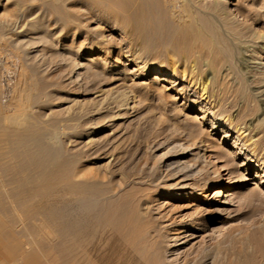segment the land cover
<instances>
[{
	"label": "bare ground",
	"instance_id": "bare-ground-1",
	"mask_svg": "<svg viewBox=\"0 0 264 264\" xmlns=\"http://www.w3.org/2000/svg\"><path fill=\"white\" fill-rule=\"evenodd\" d=\"M193 1L81 0L83 13L72 11L74 15L64 9L65 5L62 10L59 7L62 13L55 17L53 27L44 21L50 13H43L32 24L17 20L13 23L15 50L6 56L15 61L14 69L0 53V254L20 260L21 264H264V195L258 183L255 190L236 198L256 207L251 205L250 217L244 224L216 229L221 236L218 243L200 241L204 245L188 253L180 252L182 245L196 239L200 232L191 227L193 219L156 214L148 193L155 190L142 188L145 183L150 188L156 186L157 192L174 199L201 192L204 187L199 189L198 183L188 182L196 175L195 165L181 159L189 155L194 160L204 157L195 139L197 133L206 130L208 136L221 132L223 139H229L233 148L228 156L231 163L243 156L236 170H219L215 180H208L209 187H217L225 179L227 186L232 185L236 176L243 179L240 168L252 164L253 157L264 165V118L256 122L248 119L254 109L251 106L264 101V85L260 91H252L248 81L236 76L231 65L224 74V63L231 57L228 43L218 39L215 21L209 13L197 9ZM53 2L49 8L57 12ZM212 7L222 6L214 3ZM87 13L88 20L104 27V33L86 25L89 21L82 16ZM73 20V35L84 33L83 41L78 45L57 44L54 53L56 64L64 66L71 82L80 78L95 82L107 73L121 75L123 70H117L102 55L117 53L121 57L119 64H135L141 77L154 72L153 81L166 77L172 86L180 85L177 91L186 94L188 109L199 111L195 122L183 129L185 139L193 141L191 149L183 143L173 149L171 157L181 159L169 162L164 155L158 165L148 166V172L125 173L121 170L127 159L122 143L112 145L108 141L111 146L105 145L97 150V156L86 155L82 160V152L96 148L95 134L107 129V120L113 121L117 115L109 114L113 103L102 105L110 98L112 88L98 91L88 110L75 100H69L65 107L54 103L61 99L58 83L45 77L49 64L44 60V49L38 47L66 39ZM233 26L236 33L240 26ZM118 31L121 35L116 39ZM159 46L168 47L170 52L165 55ZM168 60L172 70L166 68ZM180 66L181 76L177 73ZM128 92H120L115 98L112 95V102L129 110ZM16 109H20L19 115ZM63 112L73 116L68 122L76 119L82 124L59 125ZM91 163L96 166L91 167ZM232 196L233 193L217 195L216 205L226 207L212 210L225 211L227 221L232 215L228 206L237 202Z\"/></svg>",
	"mask_w": 264,
	"mask_h": 264
},
{
	"label": "rangeland",
	"instance_id": "rangeland-1",
	"mask_svg": "<svg viewBox=\"0 0 264 264\" xmlns=\"http://www.w3.org/2000/svg\"><path fill=\"white\" fill-rule=\"evenodd\" d=\"M50 1L52 2L53 0H0V53L2 58L6 57L8 60L7 65L9 68H15V61L12 60L11 57H7L6 54L15 50L12 42L15 39V33L12 31V25L14 22H16V20L22 21L21 23H26L28 25L37 21L43 13H50L48 17L50 15L51 16L47 19V21L46 19L44 21L47 22L48 26L53 27L55 17H58L59 14L61 15V8L64 5L68 8L64 9H66V11L70 10L74 15H76L75 12L77 11H80V13L85 11V7L83 6L84 3H81V0H55V3L53 2L54 4H57L55 7H58V10L59 7L61 9L59 11L57 10V12L52 11L51 8H49V5H51L49 4ZM188 1L189 0H180L182 4L183 2L184 4H187ZM214 3H221L222 7L213 8L212 5ZM193 4L194 6L196 5L197 9H201L200 11L207 14L209 13V17L212 19V21H215L214 24H216L215 26L217 27L218 32H220V34H217V36H219L218 39H224L223 41L228 43L229 56H231L229 57V61L231 63L229 61L225 62L223 70H227L228 68L226 69V67L231 65V69L235 73L237 72L236 76H238L244 82L248 81L246 83L249 84L252 91H260L264 85V0H194ZM81 9L84 11L81 12ZM88 15L89 13L86 15L84 14L82 18H86L88 20L90 18V15ZM88 21L89 22H86V25H89L91 28H96V31L99 33L105 32L104 27L99 23L92 22L91 20ZM72 22L73 23L70 24V29H68L66 34V39L60 40L59 38L58 41L48 42V44L50 43L51 45L44 44L38 47L40 50L44 49V60L50 65V67L48 65V71L46 72L45 77L49 78V81L58 83V91L61 99L55 100L54 103L63 104L62 107H65L68 105L67 103L69 100H75L79 105H83L85 110H88L93 107L94 98L98 91L112 88L110 98L104 101L102 105H105L110 101V103L113 104L109 105L111 106V109H109V114H112L113 116H119L113 118V121L107 120V129L95 134L94 138L97 140V146L94 149L84 151L85 153L82 152V155H79L80 157L84 155L82 160L87 158L86 155H88V157L91 155L97 156L99 152L97 150L103 148L105 145L111 146V144L113 145L114 143L116 144L120 142L122 143L121 150L127 158L125 164L123 165L124 167L122 166L121 169L125 173H134V171L137 170H142V172L145 173L148 166L158 165L162 158L161 156L164 155L169 162H174V160L178 161L181 159L180 157L179 159L178 157L177 159L171 157L174 154L175 145L183 143L184 146H189L188 148L191 149V144L193 141L185 139L183 136V129L191 126L195 122V116L199 114V111L188 109L187 101L185 99L186 94L184 92L179 93V91H177L180 85L178 84L172 86L167 81H165L166 77H161L160 80L155 82L153 81L155 77L154 72H150L146 77H141L140 71L135 64L132 63L125 67L121 66L119 64L121 57H119L117 53L108 54L107 56L105 54L102 55L106 60L113 62L116 65L117 70H123L121 75L107 73L104 77H102V79L95 80V82H89L83 78H80L76 81L73 80L71 82V80H69V74H67L66 70L64 71V66L56 64L54 53L57 51V44L58 46L63 44L78 45L83 41L84 33L74 37L73 31L76 23H74V20ZM229 22L232 24H229ZM231 25L240 26L239 30H237L235 33V28L234 26L232 28ZM229 28L232 29L233 32ZM57 32H59V30ZM57 34L58 33H56V35ZM120 35L121 34L118 31L114 34V37L119 39ZM227 37L230 40L226 39ZM229 41H231V43ZM158 49H161V51L163 50L162 52L164 54L170 52V49L166 46H159ZM170 58L174 59L171 56ZM151 61L156 62L155 60ZM165 64L168 70H172V63L169 60L166 61ZM181 69L182 66H180L177 71L179 76H181V73L179 72ZM225 73L226 71L224 74ZM123 91H129L130 93H128L131 94L129 110H123V107H117V105L112 102L114 101L112 98H115L117 94H121L120 92L123 93ZM13 104L16 106L20 105L19 101H13ZM251 108L253 111L248 117L249 120H254L256 122L259 119L264 118V101H261L260 105L259 103H255L253 106H251ZM19 110L20 109H16L14 112L19 115ZM44 112H46V114L49 113L48 110H42V113ZM65 114L66 113L63 112L65 117L61 115L60 120L62 123L59 121V125L67 124V126L71 127V125L82 124L81 121L76 119L69 120L68 122L67 119L73 118V116H69L71 113ZM206 131H204V133H199V135L197 133L195 139L197 148L199 146L202 148V150H204V152L202 151L201 154L205 153L204 157L206 158L201 157L194 160L190 159L192 157L189 155L185 159H181L182 162H185L186 160L190 164L195 165L196 170L194 173L196 175L188 182L193 181L196 184L198 183L197 185L199 186V189L204 187L201 192L196 191V195L192 197L188 196L174 199L172 195H163L166 193L157 192L156 190H158V188H156V186L150 185V188L148 185H146V183L145 185H142V188L145 187L147 189L149 188L151 190H155L150 191L148 189L151 199L150 200L148 197V200H150L152 205L154 204L153 206L157 209L156 214L164 213L165 215L167 214V216H177V220H181L182 216L183 220L189 221L193 219V221H195V223L191 221L190 225L192 228L195 227L194 229L199 230L200 232L198 233V237L196 239L191 240L186 245H182L183 248L180 250V252L185 253L187 251L191 252L192 248H199L198 246L201 245V242L204 244L208 242V245H213L212 243H218L221 239L219 233L216 232L218 228L231 229L234 227H239L241 224L243 225L244 220L250 217L248 215L250 214V208L253 206V204L243 203V205L242 203L238 202V199L236 198L243 195L245 196L247 193L249 194L253 191V189L255 190V188H257L255 185L256 183H258L260 186L259 192L264 195V165H261L259 162L255 161L257 157H253L252 164H250L248 167L243 166L240 168L244 174L243 179L239 176H236V173H232V176H236V178H233V180H236L234 184L227 186L228 181H226L227 179H225V177V180L221 181L219 186L209 187V183H207L208 180H215L219 170H221L222 173H227L228 170H236L237 165L241 164L240 162L243 161V156H238L235 158V162L231 163L228 156L230 155L229 153L231 150H233V148L231 147L232 145L229 142V139H223L221 132H211L208 136ZM260 135L261 133H259L257 136ZM199 140L201 142H199ZM108 141L113 143L108 144ZM68 148L70 149L72 147L68 145ZM191 152H197V150H193ZM261 155L262 154H260V156ZM90 165L91 167L94 165L96 166L94 163H91ZM222 168H226V171H222ZM198 170L199 173L197 174L196 171ZM154 172L152 174H154ZM199 193L200 195L202 194V196H206V198L197 195ZM221 193H233L234 197L232 196V198L237 200V202L234 201V204L232 203V206H228L229 210L232 212L231 218L228 221L225 211L224 213H215L212 211L216 208L223 209V207H226L216 205V201L218 200L217 195ZM199 199L204 200V203L203 201H198ZM253 207L256 208L255 206ZM198 215H201V218ZM187 217H189V219ZM197 217H199L198 220ZM241 217H243V219ZM214 219L215 221H212ZM210 232L211 235L209 234ZM58 262L59 261H55L53 264H58ZM0 264H21V261L10 259L6 255L0 254Z\"/></svg>",
	"mask_w": 264,
	"mask_h": 264
}]
</instances>
